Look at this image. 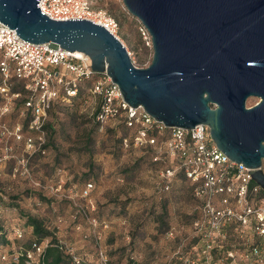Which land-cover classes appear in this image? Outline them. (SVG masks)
<instances>
[{
	"label": "rangeland",
	"instance_id": "obj_1",
	"mask_svg": "<svg viewBox=\"0 0 264 264\" xmlns=\"http://www.w3.org/2000/svg\"><path fill=\"white\" fill-rule=\"evenodd\" d=\"M99 6L116 19V35L134 65L147 67L153 50L140 21L122 0H102ZM99 78L95 74L81 84L74 100L54 105L39 127L30 126L22 104L26 94L19 89L12 95L18 81H6L10 98L0 95V224L7 243L0 245V264L3 254L33 239L20 210L42 219L81 264H100V250L106 264H264V239L244 242L234 226L222 241L193 236L192 221L200 214L188 181L176 179L168 192L155 194L156 172L139 160L140 150L120 145L124 130L115 122L92 121L98 97L89 89ZM258 100L249 97L246 106ZM134 164V173L126 174ZM89 182L91 191L82 197ZM81 208L86 215L77 213ZM246 243L260 247V262L244 255ZM207 246L205 256L201 250ZM227 249L235 252L233 259L226 257Z\"/></svg>",
	"mask_w": 264,
	"mask_h": 264
},
{
	"label": "water",
	"instance_id": "obj_2",
	"mask_svg": "<svg viewBox=\"0 0 264 264\" xmlns=\"http://www.w3.org/2000/svg\"><path fill=\"white\" fill-rule=\"evenodd\" d=\"M39 0H0V21L24 40L90 58L123 99L168 127L205 124L216 146L264 190V0H122L153 50L135 66L119 39L87 19L54 20ZM249 97L259 100L246 106Z\"/></svg>",
	"mask_w": 264,
	"mask_h": 264
},
{
	"label": "built area",
	"instance_id": "obj_3",
	"mask_svg": "<svg viewBox=\"0 0 264 264\" xmlns=\"http://www.w3.org/2000/svg\"><path fill=\"white\" fill-rule=\"evenodd\" d=\"M101 1L39 0L38 6L51 19H87L102 25L119 39L117 21L99 6ZM140 31L151 46L150 35L141 23ZM95 74L100 78L89 89L98 97L95 121L101 125L109 122L126 124L130 134L122 138L121 145L142 153L151 151L152 161L160 164L154 170L157 176L155 194L168 192L179 176L189 182L200 214L192 221L195 238L208 242L226 240L230 237L228 229L234 226L236 237L244 242L264 239V190L252 180L248 172L251 168L232 161L216 146L205 124L189 129L164 125L149 115L143 106L129 105L105 72L92 70L86 54L69 51L52 42L26 41L14 28L0 21V75L3 79L0 95L10 98L6 83L9 78L23 81L26 91L24 106L31 111V127L42 124L55 102L62 103L76 97L81 84ZM12 95L18 96V93ZM91 188L92 184L88 183L82 197H87ZM80 212L86 215L83 208ZM216 249L219 250L220 245ZM245 249V256L260 262L262 250L258 245L246 243ZM42 251V245L33 243L30 248L21 246L12 254H3L1 259L10 261L26 256L27 264H41ZM209 251L207 246L201 253L206 256ZM98 255L100 264H106V254L100 250ZM234 255L232 249L226 250L227 258L233 259ZM73 261L81 263L77 256H73Z\"/></svg>",
	"mask_w": 264,
	"mask_h": 264
},
{
	"label": "trees",
	"instance_id": "obj_4",
	"mask_svg": "<svg viewBox=\"0 0 264 264\" xmlns=\"http://www.w3.org/2000/svg\"><path fill=\"white\" fill-rule=\"evenodd\" d=\"M0 77H1V75H0ZM18 83L19 84H17L16 86H14L12 88V91L15 93H18L19 89H20L21 91H23L24 94H26L23 81H18ZM78 94H79V90H78ZM78 94H77V96H78ZM76 97L72 98L71 100H74ZM25 99H26V96L24 97V100L22 103L23 105L25 103ZM56 104H61V102H55L52 105V107L50 108V110H52L53 106ZM97 109L92 114V121L96 124H100V123L96 122L94 119L95 113L98 111ZM27 110L29 111L30 117H31V111L29 109H27ZM116 127L122 128L125 132L123 135H121L119 137V143L121 145L122 138L129 135L127 133L130 131V128L124 123H119L116 125ZM139 160L146 161L152 170H155V169L160 167L159 163L152 161L151 151L143 153L142 156L139 158ZM135 168H136V165L134 164L132 167H129L126 170H124V172L126 174H129V175L133 174ZM179 177H180L179 180H184V178L182 176H179ZM158 196H160V195H158ZM77 213L79 214L80 211H77ZM20 214H21V216L25 217V219H26L25 225L31 227L32 236H33L32 240L28 241V243L25 246H22L23 248H30L33 243H36L38 245H42L43 251L39 257V261L41 262V264H75L73 261V256H75V255L74 254H68L65 252L62 244H60V242H59L58 238L56 237L54 231L50 230L44 224L42 219H40L37 216L25 213L22 210H20ZM198 217H199V215L197 217H195L194 219H196ZM74 218H75V215H74ZM162 220H163V218H160V221H162ZM45 240H47V242H46V244H43L42 242H44ZM3 243H7V240H6L4 230H3V226L0 224V245H2ZM80 260L82 262V259H80ZM4 264H27L26 263V256H19V258L17 260L5 261Z\"/></svg>",
	"mask_w": 264,
	"mask_h": 264
}]
</instances>
